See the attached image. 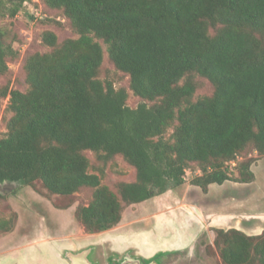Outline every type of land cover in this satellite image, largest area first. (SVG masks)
I'll use <instances>...</instances> for the list:
<instances>
[{
    "label": "trees",
    "instance_id": "trees-1",
    "mask_svg": "<svg viewBox=\"0 0 264 264\" xmlns=\"http://www.w3.org/2000/svg\"><path fill=\"white\" fill-rule=\"evenodd\" d=\"M12 1L11 17L24 0ZM42 1L61 11L76 37L59 41L45 30L48 49L23 58L26 88L0 82L9 112L0 183L40 182L60 209L75 192L92 190L74 217L94 233L117 225L127 206L183 185L191 167L198 173L189 183L203 193L211 184L255 180L253 167L264 157V0ZM17 38L0 32V79L19 56ZM120 74L128 88L117 84ZM198 77L212 91L194 98ZM129 90L140 98L135 106ZM116 156L133 178L105 183ZM16 221L17 213L1 220L0 236ZM210 230L205 250L217 263L264 264V228Z\"/></svg>",
    "mask_w": 264,
    "mask_h": 264
},
{
    "label": "rangeland",
    "instance_id": "rangeland-1",
    "mask_svg": "<svg viewBox=\"0 0 264 264\" xmlns=\"http://www.w3.org/2000/svg\"><path fill=\"white\" fill-rule=\"evenodd\" d=\"M12 3V0H0V32L7 41H10L14 35L18 36L12 45L18 50L19 56L8 62L9 72L0 79V82L2 84L8 82L9 88L25 89L21 68L23 58L26 54L48 49L42 41L43 32L45 30L55 32L59 41L76 35L61 11L46 6L42 0H24L22 9L13 17L7 15ZM103 65L110 70L113 68L106 57ZM197 81L199 85L194 98L211 93L212 86L206 79L198 77ZM117 84L128 88L127 76L120 74ZM139 101L140 98L129 90L128 104L135 106ZM7 103L8 96L0 99V137L7 132L5 122L9 116ZM171 131L170 126L165 134L169 135ZM86 154L90 161L96 160L95 153L86 151ZM249 155L256 156V153ZM237 159L240 157L238 156ZM234 164L233 161L230 165L233 167ZM109 170L106 167L101 176L102 181L108 184H115L119 180H130L134 174V169L119 156L115 157ZM253 171L256 178L251 183L224 181L222 184H211L209 192L204 194L197 186H193V191L190 189L192 186L189 181L198 173L196 168L191 167L185 172L186 182L183 185L127 206L122 220L125 230L137 233L143 228L148 229L157 224L159 217L163 219L162 221L166 218L168 222L180 217L183 219V212L192 210V200L198 202L194 204L198 207L197 210L200 206L204 209L211 204L214 211L209 216L210 220H202L203 226L199 236L190 248L169 253L165 257H155L158 264H219L214 257L208 256L205 250L206 245L213 239L211 226L224 228L234 226L249 234L258 233L264 228V157L253 167ZM91 195L90 189L75 192L74 203L67 209H60L53 204L40 182L35 184V188L29 185L18 187L13 182L0 183V221L14 219L17 213L14 229L7 235L0 236V256L13 254V260H27L29 264H56L48 246H41L38 252H34L29 250L28 244L30 242L46 244L51 241V237L58 240L70 237L72 240H82L84 236L87 237V234L81 232V225L74 217V208L80 203L87 204ZM54 197L57 202L60 201L59 196ZM182 202L188 203V208L182 205ZM223 207H228L232 212L229 213V209L222 211ZM114 253L108 247H96L95 252H91L90 256L92 259L102 256L105 260L106 255Z\"/></svg>",
    "mask_w": 264,
    "mask_h": 264
},
{
    "label": "crops",
    "instance_id": "crops-1",
    "mask_svg": "<svg viewBox=\"0 0 264 264\" xmlns=\"http://www.w3.org/2000/svg\"><path fill=\"white\" fill-rule=\"evenodd\" d=\"M191 186L192 187H190V189H192L193 191L194 185ZM190 189L188 188V190ZM198 196L201 197L199 193ZM201 199L202 198H200V200ZM182 203V205L188 208V203ZM191 203L193 205L191 207L192 210L191 212L184 211L183 219L180 217L177 218L178 220L173 219L172 221L168 222L166 218H164V221H162L163 219L159 217V220H157L156 225H152L148 229L143 228V230L137 233L135 231L130 232L125 230L126 228L123 225L124 222L122 221L125 213L123 212L121 221L114 227L109 228L107 230L88 233L81 226V232L83 234H87V237L84 236L85 238H83L82 240H72L71 237L58 240L51 237V241L49 243L45 244L44 242H42L38 244L36 242H30L28 244L29 246L27 247H29V250H34L35 252L41 246H48L52 256L56 261V264H70L69 260L66 259L64 252L67 249L78 251L86 246L95 247L92 251L93 253L95 252L96 247H108L110 251L117 253H123L125 251L132 250L134 254L146 258L151 257L153 255L165 257L169 253H177L187 249L188 247L190 248V246L195 242L196 238L199 236L200 230L203 226L202 220H210L209 216H211L210 214H212L214 211L213 207L210 206L211 204L205 206L204 209L202 208V206H200V208L197 210V206H195L194 204L198 202L192 200ZM227 209L229 208L223 207L222 211H228ZM230 210L231 209H229V213L232 212ZM13 257V254L0 256V264H29L27 260H13Z\"/></svg>",
    "mask_w": 264,
    "mask_h": 264
},
{
    "label": "flooded vegetation",
    "instance_id": "flooded-vegetation-1",
    "mask_svg": "<svg viewBox=\"0 0 264 264\" xmlns=\"http://www.w3.org/2000/svg\"><path fill=\"white\" fill-rule=\"evenodd\" d=\"M88 248L91 249L89 254H88V259L90 261V264H130V263L158 264V260L155 257L156 255L151 256L152 258L148 257L149 260L144 262L142 258H146V257L138 256V255L134 254V252H131L130 250L125 251L123 253L115 252L113 255H106L105 260H103L104 257H102V256H100L96 259H92V257L90 256V253L94 250L93 246H86V247H84L78 251H73V250L67 249L64 252V255L66 254V252L76 253V252H80V251H82L84 249H88Z\"/></svg>",
    "mask_w": 264,
    "mask_h": 264
},
{
    "label": "water",
    "instance_id": "water-1",
    "mask_svg": "<svg viewBox=\"0 0 264 264\" xmlns=\"http://www.w3.org/2000/svg\"><path fill=\"white\" fill-rule=\"evenodd\" d=\"M90 250L91 249L88 248L76 253L66 252L65 257L69 260L70 264H90L88 259Z\"/></svg>",
    "mask_w": 264,
    "mask_h": 264
}]
</instances>
